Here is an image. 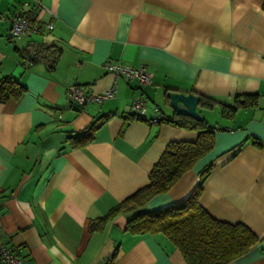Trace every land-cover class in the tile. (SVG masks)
I'll use <instances>...</instances> for the list:
<instances>
[{"label":"crops","instance_id":"0c3cea01","mask_svg":"<svg viewBox=\"0 0 264 264\" xmlns=\"http://www.w3.org/2000/svg\"><path fill=\"white\" fill-rule=\"evenodd\" d=\"M40 1L55 14L53 28L15 39L10 19L33 0H0V80L26 88L0 102V241L27 264H186L163 234L128 233L127 214L89 230L92 220L147 184L168 142L197 138L195 130L153 121L150 110L143 119L131 116L130 100L143 97L174 117L166 89L227 105L250 94L256 105L230 118L219 105H197L215 127L213 148L143 209L182 201L211 165L200 204L258 237L230 264H264V0ZM29 44L61 48L53 72L19 56ZM106 61L143 65L151 80L119 78L111 99L73 100L68 85L95 93L110 87ZM93 124L92 141L72 147L70 137Z\"/></svg>","mask_w":264,"mask_h":264},{"label":"trees","instance_id":"16d2710c","mask_svg":"<svg viewBox=\"0 0 264 264\" xmlns=\"http://www.w3.org/2000/svg\"><path fill=\"white\" fill-rule=\"evenodd\" d=\"M18 53L24 60L43 64L51 73L62 50L54 44H29L18 48ZM25 91L26 88L18 80H0V102L19 98ZM169 91L171 90L166 89L165 94ZM196 95L199 97V106L212 108L219 105L222 115L228 118L232 117L238 108L257 103V97L250 94L236 96L231 105L203 94ZM130 114L139 118L133 113ZM161 121H170L179 127L195 130L196 140L168 142L149 171L147 184L109 208L104 215L92 220L89 230H100L110 219L127 214L129 217L125 230L128 233L163 234L181 252L186 264H230L245 255L258 242V237L243 223H229L214 218L200 204L202 183L211 165L201 171L200 181L182 201L156 210L143 209L154 196L168 191L178 178L191 169L214 145L215 127L203 117L196 120L187 116L163 115L159 122ZM95 128L96 125L93 124L80 134L70 137L72 147H83L91 142ZM115 254L114 251L108 263L114 259Z\"/></svg>","mask_w":264,"mask_h":264},{"label":"built area","instance_id":"2783aa9c","mask_svg":"<svg viewBox=\"0 0 264 264\" xmlns=\"http://www.w3.org/2000/svg\"><path fill=\"white\" fill-rule=\"evenodd\" d=\"M25 8H21L10 19V34L13 38H23L32 34H39L49 31L53 28L50 18L54 12L43 5L40 0H33L31 4L25 3ZM44 15L49 16L44 20ZM104 68L113 76L112 84L102 93H95L84 86L68 85L67 94L81 105L89 102H103L115 96L117 91V82L119 78L127 81L137 82L139 85H145L150 82L151 74L145 66H130L120 61H106ZM131 113L139 118H144L150 110L153 114V121L159 122L163 117L162 111L157 105H150L143 97H132L130 100ZM0 264H27L5 243L0 241Z\"/></svg>","mask_w":264,"mask_h":264},{"label":"water","instance_id":"95a60500","mask_svg":"<svg viewBox=\"0 0 264 264\" xmlns=\"http://www.w3.org/2000/svg\"><path fill=\"white\" fill-rule=\"evenodd\" d=\"M166 96L169 99V106L172 108L174 116H187L196 120L202 119L201 114L196 109L199 102L197 95L169 91Z\"/></svg>","mask_w":264,"mask_h":264},{"label":"rangeland","instance_id":"374dc122","mask_svg":"<svg viewBox=\"0 0 264 264\" xmlns=\"http://www.w3.org/2000/svg\"><path fill=\"white\" fill-rule=\"evenodd\" d=\"M203 117V116H202Z\"/></svg>","mask_w":264,"mask_h":264}]
</instances>
